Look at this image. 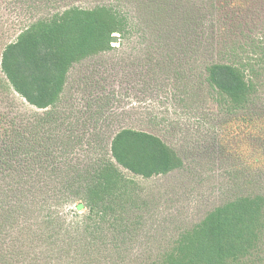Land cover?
I'll return each mask as SVG.
<instances>
[{
  "label": "rangeland",
  "instance_id": "374dc122",
  "mask_svg": "<svg viewBox=\"0 0 264 264\" xmlns=\"http://www.w3.org/2000/svg\"><path fill=\"white\" fill-rule=\"evenodd\" d=\"M99 7L125 16V34L71 66L53 108L32 107L1 70L5 47L26 28L69 9ZM245 36L252 41L238 58L250 62L253 102L263 109L264 0L244 6L230 0H0V186L37 184L53 192L75 185L76 172L111 158L120 130L156 135L176 150L183 167L150 179L122 169L135 180V195L110 213L101 231L109 252L125 253L120 264L158 261L216 208L264 196V164L249 163L264 158V141L233 131L235 115L208 82V66L233 63L229 47ZM40 173L42 180L36 179ZM66 196L50 199L53 211L85 221L88 210L75 209L81 199ZM245 263L264 264V227Z\"/></svg>",
  "mask_w": 264,
  "mask_h": 264
},
{
  "label": "trees",
  "instance_id": "16d2710c",
  "mask_svg": "<svg viewBox=\"0 0 264 264\" xmlns=\"http://www.w3.org/2000/svg\"><path fill=\"white\" fill-rule=\"evenodd\" d=\"M230 1L232 6L247 3ZM127 24L125 16L112 8L69 9L18 34L17 40L3 50L1 70L19 96L38 110H48L59 101L71 66L107 51L114 35L125 34ZM231 30L237 34L235 27ZM244 38V42L229 47L235 57L233 63L208 66V82L226 101L229 113L235 115L233 131L264 141V108L253 102L256 84L253 72H249L250 62H239L238 58V50L250 47L252 41L250 36ZM241 151L250 154L251 150L243 146ZM110 152L107 161L76 172L75 185L70 183L53 192L37 184L26 188L14 185L7 190L0 186V264L125 262L124 252H109V237L101 231L110 225V213L135 195V180L121 170L150 179L180 169L184 162L160 137L130 128L115 134ZM249 163L262 165L264 158H251ZM41 174L36 179L45 178ZM3 193L8 196L4 198ZM57 194L80 198L75 209L88 210L85 221L67 220L53 211L50 199ZM263 227L264 196L243 197L209 213L152 264H246Z\"/></svg>",
  "mask_w": 264,
  "mask_h": 264
},
{
  "label": "water",
  "instance_id": "95a60500",
  "mask_svg": "<svg viewBox=\"0 0 264 264\" xmlns=\"http://www.w3.org/2000/svg\"><path fill=\"white\" fill-rule=\"evenodd\" d=\"M117 39H118V36H113V40H112V42H116L117 41Z\"/></svg>",
  "mask_w": 264,
  "mask_h": 264
}]
</instances>
